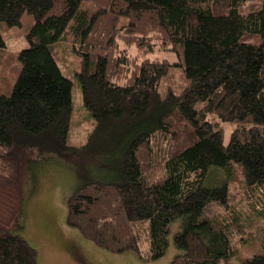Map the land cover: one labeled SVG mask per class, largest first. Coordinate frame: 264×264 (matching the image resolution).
Wrapping results in <instances>:
<instances>
[{
	"label": "trees",
	"instance_id": "1",
	"mask_svg": "<svg viewBox=\"0 0 264 264\" xmlns=\"http://www.w3.org/2000/svg\"><path fill=\"white\" fill-rule=\"evenodd\" d=\"M26 14L28 46L0 68V264H38L26 181L58 162L77 179L67 223L112 251L160 258L174 225L170 264H220L264 240V0H0V58L1 24ZM69 36L95 122L81 146L54 54Z\"/></svg>",
	"mask_w": 264,
	"mask_h": 264
},
{
	"label": "rangeland",
	"instance_id": "2",
	"mask_svg": "<svg viewBox=\"0 0 264 264\" xmlns=\"http://www.w3.org/2000/svg\"><path fill=\"white\" fill-rule=\"evenodd\" d=\"M33 22V17L26 14L22 19L23 25L10 27L1 24V32L8 48L0 58V68L5 66L10 68V63L14 64L13 66L17 65L14 55L21 48L28 46L25 33L31 29ZM247 37L257 40L252 36ZM67 40L69 46L56 45L54 54L64 74L74 80L73 114L68 132V144L81 146L87 143L95 122L84 105L82 89H79L76 78V72L80 69V57L73 50L70 36ZM170 60L173 62L175 56H171ZM232 127L230 124L225 127L226 143L230 140ZM84 162L81 161L82 164L76 167L78 174L83 172ZM87 168L89 169L88 164ZM7 169V164L0 161V171L9 173ZM74 172L73 168L67 167L63 162L52 163L44 168H37L33 177L26 181L25 193L28 197L24 212L25 236L38 250V264H170L180 251L174 241L175 233L179 230L177 225L170 229L169 245L163 256L150 261L140 259L132 251L115 252L100 246L83 236L77 228L70 226L67 223L66 198L72 194L77 181ZM244 223L246 226L253 227L252 220ZM262 225H264L263 220ZM257 252L264 253V240L258 235L243 245L239 253L221 261L220 264H240L245 256H251Z\"/></svg>",
	"mask_w": 264,
	"mask_h": 264
}]
</instances>
